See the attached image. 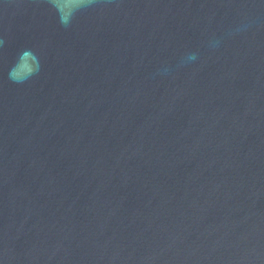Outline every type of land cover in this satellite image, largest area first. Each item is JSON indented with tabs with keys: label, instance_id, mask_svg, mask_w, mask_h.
<instances>
[{
	"label": "water",
	"instance_id": "obj_1",
	"mask_svg": "<svg viewBox=\"0 0 264 264\" xmlns=\"http://www.w3.org/2000/svg\"><path fill=\"white\" fill-rule=\"evenodd\" d=\"M0 264H264V0H0Z\"/></svg>",
	"mask_w": 264,
	"mask_h": 264
}]
</instances>
